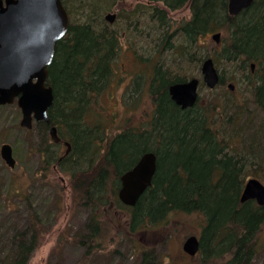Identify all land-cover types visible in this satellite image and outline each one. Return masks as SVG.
Here are the masks:
<instances>
[{"label":"trees","instance_id":"trees-1","mask_svg":"<svg viewBox=\"0 0 264 264\" xmlns=\"http://www.w3.org/2000/svg\"><path fill=\"white\" fill-rule=\"evenodd\" d=\"M114 1L63 0L71 23L49 67L48 83L53 88L54 103L49 109L50 124L43 123L46 132L51 124L56 125L71 144L69 155L56 162L71 173L80 201L91 208L90 225L81 242L89 245L87 255L95 251L94 240L101 231L99 213L110 204L109 190L113 189L111 198L117 195L120 176L150 151L148 146L152 144L156 147L153 152L157 155V170L152 186L134 207L128 208L129 230H152L172 212L197 214L203 218L200 260L252 264L259 250L257 239L264 225V206L256 201L242 203L240 197L248 179L264 183V0H254L235 17L228 13L227 0H148L162 2L173 10L189 5L192 15L169 33L165 12L152 8L150 19L163 34L159 45L170 52L173 66L161 57L153 68L150 93L156 109L147 129L121 131L107 140L105 129L99 124L90 126L84 115L89 102L108 87L113 75L112 60L120 49L117 34L109 28L111 23L97 17L99 10ZM74 11L79 21L73 17ZM215 31L227 35L220 52L212 55L216 65L229 64L237 73L245 74L256 112L248 113L243 107L240 110L227 97L222 104L210 106L199 105V98L188 109H181L171 99L169 87L188 80L184 74L187 64H201L209 56L210 51L202 55L197 51L203 47L201 37ZM219 85H224L223 76ZM228 103L239 111L229 114ZM258 112L263 115L260 121L254 117ZM246 113L251 120L241 128ZM216 116L217 120L212 119ZM105 140L106 145L101 146ZM115 201L121 206L117 198ZM34 219L38 224V217ZM12 241L16 244L11 247L12 255L0 260V264H28L36 236L28 238L23 230ZM141 254L142 264H158L150 252Z\"/></svg>","mask_w":264,"mask_h":264},{"label":"rangeland","instance_id":"rangeland-1","mask_svg":"<svg viewBox=\"0 0 264 264\" xmlns=\"http://www.w3.org/2000/svg\"><path fill=\"white\" fill-rule=\"evenodd\" d=\"M154 6L165 8L160 2L148 0H115L97 13V17L108 24L105 16L109 13L117 15L109 28L117 34L120 49L112 60L113 75L108 87L89 102L84 119L92 127L99 124L105 129L107 140L121 131L147 129L156 109L150 93L153 68L161 57L173 66L170 52L159 45L163 34L155 29L157 23L150 19ZM77 14L74 11L73 17L79 21ZM190 18L189 5L170 11L168 32H175ZM213 33L201 37L203 47L197 51L199 54L206 50L210 51L209 56L220 52L221 47L215 44ZM226 37L222 32L221 45ZM202 62H189L185 76L202 79ZM217 68L224 78V85L210 89L201 83L199 105L222 104L227 97L229 102L238 104L240 110L243 107L248 113L256 112L245 74L237 73L229 64ZM175 69L173 67L177 71ZM229 85H234V89L230 90ZM227 111L231 114L239 110L228 103ZM254 117L260 121L263 115L258 112ZM21 119L22 112L17 103L0 107V260L12 255L16 245L12 239L17 232L25 230L28 238L36 236L28 264H142L141 253L145 251L150 252L158 264H224L221 260L207 263L199 256L191 257L184 252V242L191 236L201 235L203 218L199 215L172 212L162 225L132 233L128 225L129 211L115 203L117 195L111 198L113 189L109 190L110 204L100 210L101 231L94 240V253L88 256L89 245L81 242L90 225L91 208L80 201L71 173L63 171L56 162L57 157L64 155L66 147H58L42 123L34 121L33 128L27 129L20 125ZM250 120L246 113L241 119V128ZM257 126L263 129L259 123ZM107 140L101 146H105ZM3 144L11 145L17 162L15 168H10L3 160ZM48 157H51L49 163ZM109 183L112 188L114 179L111 178ZM35 216L38 224H35ZM257 245L259 250L252 264H264V225Z\"/></svg>","mask_w":264,"mask_h":264},{"label":"water","instance_id":"water-1","mask_svg":"<svg viewBox=\"0 0 264 264\" xmlns=\"http://www.w3.org/2000/svg\"><path fill=\"white\" fill-rule=\"evenodd\" d=\"M254 0H229L228 12L239 15ZM114 23L115 14L105 18ZM70 18L62 0H0V106L17 101L22 111L21 126L31 129L33 119L50 122L49 109L54 103L53 88L48 85L49 67L53 63L57 44L69 29ZM220 34L214 35L219 43ZM203 80L214 89L220 81L212 58L202 64ZM200 80L194 78L169 87L172 100L181 108L195 106ZM233 89V86H230ZM51 137L59 142L57 128ZM68 151L71 146L66 143ZM1 155L7 165L14 168L16 160L11 145L4 144ZM157 170L154 152L144 154L137 164L121 177L120 200L135 206L141 196L152 186ZM240 200H255L264 206V184L256 179L247 181ZM200 250V240L191 236L184 243V251L194 256Z\"/></svg>","mask_w":264,"mask_h":264},{"label":"flooded vegetation","instance_id":"flooded-vegetation-1","mask_svg":"<svg viewBox=\"0 0 264 264\" xmlns=\"http://www.w3.org/2000/svg\"><path fill=\"white\" fill-rule=\"evenodd\" d=\"M158 3V2H157ZM160 3H162V2H160ZM163 4V3H162ZM164 5V4H163ZM157 7V6H156ZM164 9H160V10H163L164 12H165V14H166V16L168 17L169 16V12L171 11H177V10H179V9H175V10H173V9H170V8H168V7H166L165 5H164ZM159 9V8H158ZM184 22V21H183ZM183 22L179 25V27L183 24ZM178 27V28H179ZM40 123H42V122H40ZM39 124V123H38ZM43 124V123H42ZM46 124H50V123H46ZM51 126H52V124L49 126V129L48 130H50V128H51ZM60 132H58V134H59ZM61 134H59V136H60ZM60 141H59V143L58 144H56L58 147L59 146H61V145H64L65 146V143H66V141H68V139L67 138H63L62 136H60ZM70 153V152H69ZM69 153L68 154H66V152L64 153V155H62V156H59V157H55V154L53 155V157H55L56 158V160H58L59 162L61 161V160H63L65 157H67L68 155H69ZM56 155H57V152H56ZM44 159V158H43ZM121 184V182L119 183V185ZM128 210V209H127ZM197 255H201V250H200V252L197 254Z\"/></svg>","mask_w":264,"mask_h":264},{"label":"bare ground","instance_id":"bare-ground-1","mask_svg":"<svg viewBox=\"0 0 264 264\" xmlns=\"http://www.w3.org/2000/svg\"><path fill=\"white\" fill-rule=\"evenodd\" d=\"M155 148H156V147H155L154 145H152V144L149 145V146H148V149H149L150 151H148V152H153ZM148 152H145V153H143V154H146V153H148ZM143 154H142V155H143ZM200 245H201V244H200Z\"/></svg>","mask_w":264,"mask_h":264}]
</instances>
